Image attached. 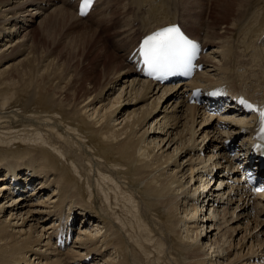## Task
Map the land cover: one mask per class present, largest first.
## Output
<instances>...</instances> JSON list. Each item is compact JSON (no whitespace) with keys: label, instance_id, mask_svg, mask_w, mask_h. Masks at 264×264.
<instances>
[{"label":"bare ground","instance_id":"1","mask_svg":"<svg viewBox=\"0 0 264 264\" xmlns=\"http://www.w3.org/2000/svg\"><path fill=\"white\" fill-rule=\"evenodd\" d=\"M172 1L182 16L202 21L208 0H129L123 9L136 12L119 23L124 38L103 45L87 25L71 41L73 54L80 48L82 55L66 65L34 55L29 36L19 33L27 21L21 16L43 8L38 0H0V264H263V202L225 198L237 175L226 168L240 156L232 151L248 149L246 139L237 144L242 120L207 115L187 102L186 89L140 80L128 60L143 35L179 22L166 4ZM222 1L214 4L219 20L201 39L210 45L208 70L193 82L227 83L233 94L264 101V0ZM77 8H58L45 26L79 31ZM168 100L175 106H164ZM17 168L24 173L17 188L28 197L10 194L7 180ZM217 177L220 191L212 185ZM30 185L37 191H27ZM57 213L51 229L47 221ZM77 222L91 228L55 258L51 241L68 248L57 247L59 236L68 239Z\"/></svg>","mask_w":264,"mask_h":264},{"label":"rangeland","instance_id":"2","mask_svg":"<svg viewBox=\"0 0 264 264\" xmlns=\"http://www.w3.org/2000/svg\"><path fill=\"white\" fill-rule=\"evenodd\" d=\"M70 1L71 0H38L39 6H41L43 8L37 9V7L34 6L36 8H32L31 11L23 14L25 17H23V15L21 16L22 17L21 20H24V18H27L26 19L27 21L26 22L23 21V22L19 23V29H20L19 33L22 34V35H26L27 34L29 36L28 37V40H29L28 44L29 45L32 44V47H33L32 49H34V50H32V53L34 52L33 53L34 55L38 56L36 53H38V54L40 53V54L44 55V56H42V55L39 54L40 56H38V57H41V58H43V57L45 58L47 55H49V56L52 55L54 57V59H56V57H60L59 59L62 61V63L65 62L66 65H68L69 58L71 59L72 57L75 56V54H76V56H75L76 58L79 57V54L82 55V53H81L82 51L80 50V48H76V52L77 53L73 54V51H72L73 49L71 47H73L75 44H73V46H72L71 41L75 40L77 37H79L81 32L85 30V28H86L85 26L88 25L89 27L94 28L95 29L94 31H96L97 35L100 36L101 44H103V45L107 44L106 46H109V45L112 44L114 38L121 39L123 37L122 36L123 32L122 33L120 32V29H121L120 25H119L120 21L124 22L128 18H132V16H134V13L136 12L135 10L133 12H132V10H129L128 6L125 9H123V6H126L129 0H101L99 5L97 6V8L93 11V13L88 18H82L81 19L78 16H76L77 19L81 20V22H79L77 24V29H80L79 31L77 30V31H74V32L72 31V32L69 33L67 31L68 28L63 29V28L59 27L58 25H57L56 28L53 27L51 29L49 27H46L45 26V24H46L45 22L47 21L49 16L54 11L58 10V8L59 9L60 8H62V9L64 8V9L70 10L73 13L75 12V4L76 3L74 2V0L71 1V2ZM213 1L214 2L212 4H211V0H208V3L204 2V3H206V4H204L206 6V10H205V14H204L201 22H202L203 27H205V29H207V30H208V26L209 25H213L214 26L217 23V20H219L218 18H220V16L218 15V12H219L220 9H216V8L214 9V7H216V6H214V4H216V5L218 4V5H222L223 6V1L222 0H220V1L213 0ZM166 4L171 8V11H172L173 14H175V15H177V13L179 14V11H177V13H175L177 8L179 9V7H178L179 3L178 2L172 1V2H167ZM169 4H171L174 7H171ZM211 6H212V8L210 9ZM115 8H120L121 11H124V13H122L121 11H120L121 12L120 13L119 12L120 9H116L115 10ZM37 10L39 12H36ZM113 11H114L115 15L112 18L111 16H112V12ZM180 14H181V11H180ZM177 16L179 18V22L184 24V22H182L183 20L181 18V17H184V16H182V14H181V16L180 15H177ZM101 18L104 19V22H102V23L100 21H98V19H101ZM187 19H188V17H186L185 24L187 23L189 27L185 25L186 26L185 27L186 30H188V32L191 31V34L196 36L197 35V31H195V33H194L192 30H194L195 27L200 26L201 22H199L198 25L197 24L194 25V23L191 21V19H188V22H187ZM108 20H110L111 25L102 27V25H104L105 22H108ZM97 22H99V23H97ZM70 24H71V22L69 23V25ZM219 26L221 27V26H224V25H223V23H221V25H219ZM225 26H227V25H225ZM83 27H85L84 30H83ZM192 27H193V29H192ZM26 28H28V29L25 30ZM96 28H99V31ZM135 28H137V26ZM205 29H203V30H202V28L200 29L201 30L200 31L201 35H205V32H206ZM136 30L137 29H134V31H136ZM110 36L113 37V38H111ZM71 37H73V38H71ZM196 37L204 40V38H201L199 36H196ZM13 41H14L13 43H16L17 42V38L13 39ZM68 51H70V53ZM209 52H210V50H209ZM118 53H119V55L125 54V51L120 50ZM72 55H74V56H72ZM81 55H80V58L82 57ZM49 56H47V57L49 58ZM52 56H51V59L53 58ZM66 56H68V57H66ZM81 59H83V58H81ZM216 59H220V57H218L216 55ZM76 60H79V58L76 59ZM87 64L88 63H85V65H87ZM67 67L68 66H66L65 68H67ZM85 68H87V67H85ZM207 70H208V68H207ZM135 76H136V71H135ZM219 76L222 77V76H224V74L223 75H221V74L220 75H216L215 77L218 78ZM228 77H229V68H228V74L225 77V79L228 78ZM136 78H138V77L136 76ZM119 92H120V90L117 89V93L116 94H118ZM160 94H161V91H160ZM151 101L152 100H150L149 102H151ZM170 101L171 100H168L166 102V104H164V106L168 105V103L171 104L173 102H174V106H175V101H171V102ZM129 106L131 107L132 104H129ZM169 107H170V105H169ZM131 108H133V107H131ZM171 110H172V108H170V111ZM201 112H203V111L201 110ZM214 117H217V116H214ZM181 125H180V127H181ZM174 133H176V131ZM239 137H240V134L237 136V138L239 139ZM199 141H200V139H199ZM240 143H242V142H240ZM173 149H174V147L172 148V150ZM30 162H31V159L27 160L25 162V169L29 168ZM2 174H4V173H2ZM2 174H0V177L3 176ZM215 179H218V177L215 178ZM10 194H12L13 198L15 197V196H13L14 193H10ZM24 195H26V194L24 193ZM22 197H24V196H20V198H22ZM257 204H258V202H257ZM203 205L204 204H202V206ZM205 208L208 211L209 206L205 205ZM255 208H257V210L260 211L261 207L259 205L256 206V204H255ZM207 211L204 213V215H206V213H207V215H209V213H210L209 211L210 210L208 212ZM228 211H230V210H228ZM228 211H227L226 217L229 218L231 216V218H232V214H230ZM230 212H232V210ZM237 213H238V211H237ZM58 215H59L58 213L55 214L54 217H51L47 221V223L51 227V229H54L55 228V224L58 223V220L60 218ZM253 219L255 220V218H253ZM253 219H252V221H253ZM241 222H242V224H246V221H244V220H241ZM57 225H59V224H57ZM75 225L76 224H74L73 226H75ZM252 225H254V222L252 223ZM207 226H209V225H207ZM86 227L91 228L90 223ZM50 236H52V233H50ZM242 238H243V234L238 235L236 237V242L235 243L240 241ZM263 240H264V236H263ZM51 243H52V245L54 247V250L58 251L56 249L54 243L52 241H51ZM70 250L65 251V252L58 251V252H60V254L57 255L55 258L60 257V255H62V254L65 255ZM233 253L236 254V252H233ZM65 257L66 256H63V259ZM45 261H47V260L44 259V262ZM88 261H90V259H88ZM93 262H89V264H93ZM71 263L73 264L74 262L71 261Z\"/></svg>","mask_w":264,"mask_h":264},{"label":"snow or ice","instance_id":"3","mask_svg":"<svg viewBox=\"0 0 264 264\" xmlns=\"http://www.w3.org/2000/svg\"><path fill=\"white\" fill-rule=\"evenodd\" d=\"M90 0H85V7ZM197 46L187 40L177 27L165 28L147 37L142 42L141 54L144 63L150 71H160L164 69H188L191 68V61ZM199 91V90H197ZM216 95L217 93H211ZM241 103L248 108L258 111L261 121V133H264V108L257 109L247 101ZM264 139V136L261 137ZM264 191V189H256Z\"/></svg>","mask_w":264,"mask_h":264}]
</instances>
